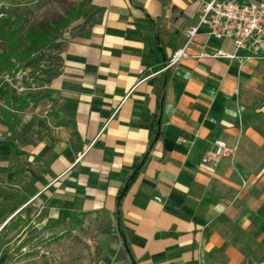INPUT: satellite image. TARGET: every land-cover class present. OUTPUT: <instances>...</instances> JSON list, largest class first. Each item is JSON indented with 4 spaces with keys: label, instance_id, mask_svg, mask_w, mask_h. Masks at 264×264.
<instances>
[{
    "label": "crops",
    "instance_id": "obj_1",
    "mask_svg": "<svg viewBox=\"0 0 264 264\" xmlns=\"http://www.w3.org/2000/svg\"><path fill=\"white\" fill-rule=\"evenodd\" d=\"M200 7L87 0L47 83L1 80L0 109L9 89L30 103L15 132L0 117V202L38 228L112 219L120 243L103 264H264V58L196 57L245 54L201 28L165 69ZM215 140L233 153L204 162Z\"/></svg>",
    "mask_w": 264,
    "mask_h": 264
},
{
    "label": "rangeland",
    "instance_id": "obj_2",
    "mask_svg": "<svg viewBox=\"0 0 264 264\" xmlns=\"http://www.w3.org/2000/svg\"><path fill=\"white\" fill-rule=\"evenodd\" d=\"M81 1L0 0V8L4 7L0 18L20 12L28 20L26 25L53 22L61 15H66L71 8L77 7ZM46 54L48 57L35 67L31 61H25L12 76L3 73L0 68V81L11 79L19 91L20 85L33 84L38 71L44 69L45 65L57 63L53 50L47 49ZM17 80L20 84H16ZM17 209L0 202V264H103L120 243L116 223L99 213L85 215L78 220L46 223L38 228L40 217L15 216ZM18 217L25 222L17 220ZM10 219L12 221L7 224Z\"/></svg>",
    "mask_w": 264,
    "mask_h": 264
},
{
    "label": "trees",
    "instance_id": "obj_3",
    "mask_svg": "<svg viewBox=\"0 0 264 264\" xmlns=\"http://www.w3.org/2000/svg\"><path fill=\"white\" fill-rule=\"evenodd\" d=\"M86 2L87 0L79 2L77 7L71 8L66 15H61L53 22L26 25L28 20L23 13L15 12V14L3 15L0 18V68L2 72L12 76L20 70L25 61H31V65L35 67L48 57L46 50L58 47V38L69 24L80 16ZM16 10L18 11V9ZM0 13H4L3 6L0 8ZM55 74L56 71L52 69L51 65H45V68L36 74L33 85L47 83ZM29 103L30 101L26 98L17 95L14 89H9L6 92L5 104L8 108L0 109V117L9 131H16L15 114L29 106ZM14 151L19 153L17 150ZM141 164L136 166L128 183L135 178ZM16 175L18 173H15L14 181L19 182ZM18 219L23 221L20 217Z\"/></svg>",
    "mask_w": 264,
    "mask_h": 264
},
{
    "label": "built area",
    "instance_id": "obj_4",
    "mask_svg": "<svg viewBox=\"0 0 264 264\" xmlns=\"http://www.w3.org/2000/svg\"><path fill=\"white\" fill-rule=\"evenodd\" d=\"M200 1L201 7L197 24L187 31L185 45L173 53L165 63V69L191 56L188 48L201 28H206L208 35L214 39L231 40L236 50H244L245 54L238 56L235 53L231 54L218 49L214 53L203 50L196 57L239 58L241 61L264 58V0L248 2L239 0ZM0 106H3L1 101ZM214 144L213 155L205 157L204 162L216 161L220 157L232 155L233 149L227 147L224 141L215 140Z\"/></svg>",
    "mask_w": 264,
    "mask_h": 264
}]
</instances>
